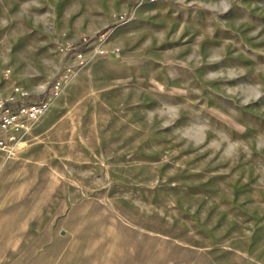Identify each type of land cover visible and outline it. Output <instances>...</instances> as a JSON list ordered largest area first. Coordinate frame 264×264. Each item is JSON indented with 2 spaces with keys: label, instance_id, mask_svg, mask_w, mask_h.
Listing matches in <instances>:
<instances>
[{
  "label": "rangeland",
  "instance_id": "obj_1",
  "mask_svg": "<svg viewBox=\"0 0 264 264\" xmlns=\"http://www.w3.org/2000/svg\"><path fill=\"white\" fill-rule=\"evenodd\" d=\"M247 7L0 0V98L49 101L0 151V264H264V0Z\"/></svg>",
  "mask_w": 264,
  "mask_h": 264
},
{
  "label": "built area",
  "instance_id": "obj_2",
  "mask_svg": "<svg viewBox=\"0 0 264 264\" xmlns=\"http://www.w3.org/2000/svg\"><path fill=\"white\" fill-rule=\"evenodd\" d=\"M59 84H55L56 89ZM15 91L18 95L0 98V151L6 156L13 154L21 138L49 106L48 100L24 103L21 99L26 94L19 89Z\"/></svg>",
  "mask_w": 264,
  "mask_h": 264
},
{
  "label": "crops",
  "instance_id": "obj_3",
  "mask_svg": "<svg viewBox=\"0 0 264 264\" xmlns=\"http://www.w3.org/2000/svg\"><path fill=\"white\" fill-rule=\"evenodd\" d=\"M164 1L169 5L187 6L191 14L210 13L216 21H231L241 10L248 11L247 2L252 0H151Z\"/></svg>",
  "mask_w": 264,
  "mask_h": 264
},
{
  "label": "bare ground",
  "instance_id": "obj_4",
  "mask_svg": "<svg viewBox=\"0 0 264 264\" xmlns=\"http://www.w3.org/2000/svg\"><path fill=\"white\" fill-rule=\"evenodd\" d=\"M22 144V143H21ZM21 144H20V146H21Z\"/></svg>",
  "mask_w": 264,
  "mask_h": 264
}]
</instances>
